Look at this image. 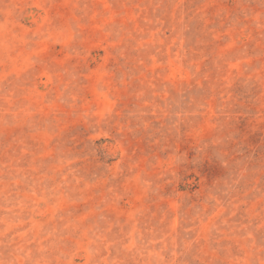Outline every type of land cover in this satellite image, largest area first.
I'll use <instances>...</instances> for the list:
<instances>
[{
  "label": "rangeland",
  "instance_id": "1",
  "mask_svg": "<svg viewBox=\"0 0 264 264\" xmlns=\"http://www.w3.org/2000/svg\"><path fill=\"white\" fill-rule=\"evenodd\" d=\"M0 264H264V0H0Z\"/></svg>",
  "mask_w": 264,
  "mask_h": 264
}]
</instances>
